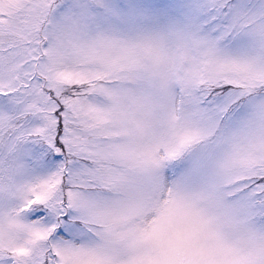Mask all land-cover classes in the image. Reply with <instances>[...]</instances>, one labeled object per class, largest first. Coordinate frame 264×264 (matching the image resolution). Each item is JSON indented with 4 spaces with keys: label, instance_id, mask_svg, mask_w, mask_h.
<instances>
[{
    "label": "snow or ice",
    "instance_id": "obj_1",
    "mask_svg": "<svg viewBox=\"0 0 264 264\" xmlns=\"http://www.w3.org/2000/svg\"><path fill=\"white\" fill-rule=\"evenodd\" d=\"M0 264H264V0H0Z\"/></svg>",
    "mask_w": 264,
    "mask_h": 264
}]
</instances>
